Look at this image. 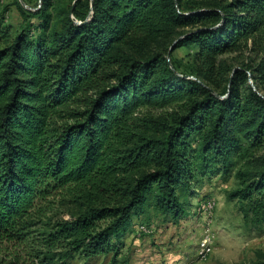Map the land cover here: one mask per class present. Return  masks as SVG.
I'll list each match as a JSON object with an SVG mask.
<instances>
[{"label":"trees","instance_id":"16d2710c","mask_svg":"<svg viewBox=\"0 0 264 264\" xmlns=\"http://www.w3.org/2000/svg\"><path fill=\"white\" fill-rule=\"evenodd\" d=\"M22 1L20 31L0 20V247L25 258L0 264L117 259L216 173L264 226V0Z\"/></svg>","mask_w":264,"mask_h":264},{"label":"rangeland","instance_id":"374dc122","mask_svg":"<svg viewBox=\"0 0 264 264\" xmlns=\"http://www.w3.org/2000/svg\"><path fill=\"white\" fill-rule=\"evenodd\" d=\"M67 3L74 0H65ZM76 2V0H75ZM0 20L13 32L20 31L23 19L15 5V0H0ZM190 49L181 48L173 53V58L187 57ZM248 52L228 53L219 57L230 66L240 69ZM250 83L252 81L250 80ZM156 115V113L154 112ZM261 152L260 154H263ZM238 188L235 178L225 179L219 174L206 176L196 183L190 193L182 197L186 215L179 223L164 221L154 210L134 219V229L125 239L121 255L113 254L90 260L76 258L72 264H264V226L250 229L245 226L238 200L231 201L229 193ZM206 199L216 202L210 234L213 236V251L205 260L198 259L199 243L206 236V219L199 216L198 207ZM51 201H54L51 199ZM48 212L52 220L68 218L74 212L71 206L57 202ZM141 225L149 228V233L141 238L135 231ZM19 253L25 258L24 250L17 251L11 245L0 247V259L11 260ZM25 264V263H24Z\"/></svg>","mask_w":264,"mask_h":264},{"label":"built area","instance_id":"2783aa9c","mask_svg":"<svg viewBox=\"0 0 264 264\" xmlns=\"http://www.w3.org/2000/svg\"><path fill=\"white\" fill-rule=\"evenodd\" d=\"M216 209V202L213 199H206L204 200L198 207V214L199 216L206 219V227L208 228L206 230V236L201 242L199 243L198 248V259L199 260H205L213 251V236L209 233L210 227L213 222L214 212ZM149 228H147L145 225H141L137 228L135 231L136 236L138 238H141L142 236H145L148 234Z\"/></svg>","mask_w":264,"mask_h":264},{"label":"water","instance_id":"95a60500","mask_svg":"<svg viewBox=\"0 0 264 264\" xmlns=\"http://www.w3.org/2000/svg\"><path fill=\"white\" fill-rule=\"evenodd\" d=\"M20 1H21L22 5L26 7V5L24 4V2L22 0H20ZM171 51H172V49H171Z\"/></svg>","mask_w":264,"mask_h":264}]
</instances>
